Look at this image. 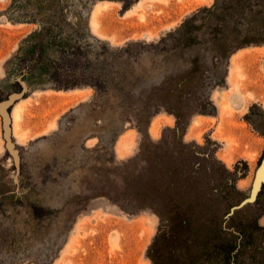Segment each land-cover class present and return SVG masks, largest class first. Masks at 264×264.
Returning <instances> with one entry per match:
<instances>
[{"label":"rangeland","instance_id":"1","mask_svg":"<svg viewBox=\"0 0 264 264\" xmlns=\"http://www.w3.org/2000/svg\"><path fill=\"white\" fill-rule=\"evenodd\" d=\"M184 5L0 0V264H264V0Z\"/></svg>","mask_w":264,"mask_h":264},{"label":"water","instance_id":"2","mask_svg":"<svg viewBox=\"0 0 264 264\" xmlns=\"http://www.w3.org/2000/svg\"><path fill=\"white\" fill-rule=\"evenodd\" d=\"M25 91V87H22L19 93H14L8 96L7 99L0 102V117H1V125H2V136L4 139L5 148L8 152L9 157L12 159V163L15 169H18V162L19 157L13 148L14 142L12 141L11 136V121H10V113L8 112L7 108L16 100L18 99L23 92ZM256 177L258 180L264 177V157L257 166L256 169Z\"/></svg>","mask_w":264,"mask_h":264},{"label":"crops","instance_id":"3","mask_svg":"<svg viewBox=\"0 0 264 264\" xmlns=\"http://www.w3.org/2000/svg\"><path fill=\"white\" fill-rule=\"evenodd\" d=\"M181 1H185V5H184V8L181 7V9L178 10V8H173L172 11H174V13H172V18H182V14L186 11H188L190 8L194 7V6H197V5H201V4H205L207 3V0L206 1H199V0H181ZM138 3V1L136 2ZM119 5V3H118ZM106 6L105 5H99L97 4L94 8L93 11H97V9L101 12L102 9H104ZM131 8H127V9H122L121 12H120V17L122 18L123 16H125V14L130 11ZM178 11H181V13H178ZM164 19V18H163ZM162 19V20H163ZM168 18H166L165 20H167ZM98 21V19H97ZM177 21V20H176ZM180 22V21H179ZM173 25L175 24V22L172 23ZM97 32H99L101 35H103V31L101 30L100 26H99V22H98V27H97ZM238 55V54H237ZM236 56V55H235ZM233 56V57H235ZM232 57V58H233ZM232 58H231V62H232ZM230 67H231V64H230ZM231 71L229 70V74H228V81L230 82V77H231ZM260 88V87H259ZM251 89L253 90H259L257 87H251ZM60 95H64V96H68V97H74V98H79L78 95H75V94H63V93H59ZM18 104V103H17Z\"/></svg>","mask_w":264,"mask_h":264},{"label":"bare ground","instance_id":"4","mask_svg":"<svg viewBox=\"0 0 264 264\" xmlns=\"http://www.w3.org/2000/svg\"><path fill=\"white\" fill-rule=\"evenodd\" d=\"M239 101H240V99H239L237 96H236V98L233 99V102H234V103H239ZM233 102H232V103H233ZM17 117H18L17 114H14V115H13V119H15V118H17Z\"/></svg>","mask_w":264,"mask_h":264}]
</instances>
